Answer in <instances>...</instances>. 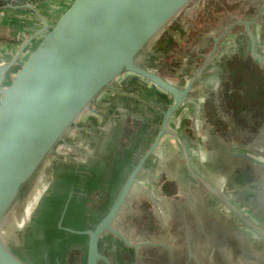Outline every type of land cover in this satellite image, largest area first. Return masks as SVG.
Here are the masks:
<instances>
[{"label":"water","instance_id":"95a60500","mask_svg":"<svg viewBox=\"0 0 264 264\" xmlns=\"http://www.w3.org/2000/svg\"><path fill=\"white\" fill-rule=\"evenodd\" d=\"M191 1L72 0L54 23H48L28 4L42 20L37 33L40 38L24 59L21 58L30 40L9 61L0 64V264H63V250L59 251L62 244L58 238L50 237L47 216L37 218L23 250L9 247L3 236L4 224L55 148L60 144L71 146L65 136L72 127L81 130L76 125L80 114L92 109L90 106L102 91L115 89L112 84L124 72L168 94L172 103L162 112L150 145L128 172L101 219L91 228L77 230L62 226V215L57 228L86 236L82 264H99L100 260L110 264L98 249L100 235L106 230L130 244L112 223L133 186L139 185V174L167 132L170 119L189 102L193 85L214 53L183 86L144 64V53L151 41ZM254 20L237 22L246 26L252 57L264 61V54L256 50L251 29ZM248 157L264 166V160ZM217 197L223 201L222 196ZM225 206L264 240V231L236 206L229 202Z\"/></svg>","mask_w":264,"mask_h":264},{"label":"rangeland","instance_id":"374dc122","mask_svg":"<svg viewBox=\"0 0 264 264\" xmlns=\"http://www.w3.org/2000/svg\"><path fill=\"white\" fill-rule=\"evenodd\" d=\"M218 1V8L222 9H217L215 16V24H219V21L222 20L223 18L225 19L226 17H229L230 12L236 11L237 6L235 7L232 5L233 2H236L234 0H217ZM195 0H192L185 8L188 9ZM232 7V8H231ZM184 8V9H185ZM234 8V9H233ZM180 11L173 20L174 22L176 19L181 17L185 10ZM240 16V15H239ZM189 20V19H188ZM169 22L165 28L167 29L168 26L172 24V22ZM204 21L201 22H194L195 27H202ZM193 23V25H194ZM207 23V22H206ZM208 23H210V19L208 20ZM238 37L241 34H243V37H240L244 43H246V47L249 46V42L247 43L246 41V33L243 32H237ZM152 42V41H151ZM151 44V43H150ZM150 44L147 47V51H149ZM259 46V45H258ZM259 49L261 47L259 46ZM30 50L24 52V56L27 55V53ZM146 51V52H147ZM263 51V50H262ZM264 54V53H263ZM126 72L122 73L119 75L115 81H114V87H117L118 90L114 89H105L98 95L96 98L95 102L90 106L92 109L87 108L85 109L80 116L76 120V125L80 126V122L83 117H87L88 120L92 121V125L89 121V128H92L94 130H98L101 132L102 136L105 137L107 133V129L111 127H104L102 124H105L107 122V116L113 115L115 120H113V123H119V119L122 117H125L126 111L122 110L121 108L117 107L118 102L117 98L113 97H120L122 93H130L132 92L133 96L138 95L136 88L132 91V89L129 88V86H124L122 85V81L124 80ZM130 76H133L130 74ZM167 77V76H166ZM172 82L176 83L179 86H183L189 78H184V79H178L176 77H169ZM140 89V88H139ZM194 91L196 93V90H193L192 93L194 94ZM108 92V93H107ZM104 93L108 94L106 95V101L102 102L104 106L100 109L98 112L94 109H96L97 106H95V103L100 100L101 96H104ZM158 96V95H157ZM164 98V97H163ZM162 97L160 99L157 98L154 99L157 103L162 102L161 101ZM204 102L203 100H201ZM172 103V97L169 96L167 100H165V104L163 105V109L167 108L170 104ZM185 106H182L179 111H177L172 117L174 119L171 121L172 123L169 122V127L167 132L165 133L166 139H169L171 141L176 142L177 144L180 145L181 150H178L177 154H174L170 160H166L165 156H163L162 152V145L166 142L162 141L160 144H158L156 150L152 153V155L146 160L145 162V168L140 172L139 174V185H134L131 192V196L129 198V202L126 204V208L124 209L123 213H121L120 218L118 217L116 219L117 223L116 226L120 227L125 235V238H128L130 242L134 243H142V242H153V243H158V244H168L167 240L160 238L163 237V234H169V226L174 225L175 223H172V218H176L177 214L176 212L179 213L181 212L180 216L185 220L184 223H187V220L190 219L188 217V211H190L192 208L195 209L196 215L200 218V221L197 222L196 224H199V227H202V229L205 230L206 234L201 233L200 236L201 239H196L195 242H192V244H189L191 247L195 248L194 251H196L199 255L201 254V258L206 256H209V259L206 261L208 264H220L223 262L225 264H264V250L261 251L260 253L257 252V245L259 246L262 244V248H264V240L258 239V237L253 233L245 229L241 224L236 223L238 222L234 215L229 211V209L225 206L227 202L230 204L236 206V208L239 209V211L249 219V216L252 217L253 212H250V210L245 207L242 204V200L240 201V197H238V191L234 190L233 188H230L231 186L228 184L227 179L225 176H222L220 174H208L203 173L201 176L196 172V169L198 168V161L193 166L192 164L188 165V155L190 156H196L197 160L198 158V151L197 149L193 146L194 141H196L195 144H201L205 140V133H204V127L202 124V121H200L198 116L196 118H190L189 115H186V123L190 128L188 127L187 129H183L181 126H179V121L181 120L180 117L178 119L177 116H181L184 114L182 112L185 110ZM188 108V107H187ZM94 113H93V112ZM101 113V114H100ZM179 114V115H177ZM161 119V118H160ZM171 120V119H170ZM193 120V121H192ZM193 122V129H191V123ZM117 124L116 126H118ZM148 124H145L144 127H142L140 130L146 133L147 131V126ZM103 129L101 130V128ZM171 127V128H170ZM100 128V130H99ZM90 129V130H92ZM174 131V134H169L170 130ZM171 130V132H172ZM111 131V129H110ZM93 132V131H92ZM157 132V128L154 131V135ZM82 134V135H81ZM168 134V136H167ZM150 137V141L148 146L150 145L153 137ZM71 136L74 137L73 140H71ZM81 136L80 140L78 138ZM86 133H81V130H78L77 128L72 127L69 129V131L66 133L65 139L70 143V145H74L76 149L78 148L81 150L83 153L85 150V153H89L93 155V152L95 151V148L93 147L92 149L87 145L86 140H88V137ZM109 136V134H108ZM70 137V138H68ZM149 136L143 135L138 142L144 143ZM77 140V141H75ZM103 140V138H101ZM169 142V141H168ZM183 147H182V146ZM147 146V147H148ZM187 146L186 150L188 149L189 153L184 151V147ZM200 146V145H199ZM146 147V148H147ZM64 144H60L55 148V152L51 153L50 156L44 161V164L41 166V168L38 170L34 180L31 182L30 187L33 188V186L38 182V180L44 175V168H49L53 163H55V157L57 155H63L65 158L71 160L69 154H74V159L78 161V155L79 152H74V150H67ZM70 152V153H69ZM261 155L264 160V144H262L261 148ZM204 157V156H203ZM262 160V159H261ZM80 162V161H78ZM205 162H202V165L205 167L206 164ZM254 170L258 172V167H254ZM177 173L173 174V173ZM173 174V175H172ZM215 176L213 180H209V176ZM47 177V175H45ZM170 177L172 179H170ZM174 177V178H173ZM47 180H50L51 176L47 177ZM46 180V181H47ZM257 180V179H256ZM173 183L171 186L170 184L166 185L167 183ZM166 183V184H165ZM165 184L167 187L165 189L168 192H162L161 191V185ZM247 184V183H246ZM254 184V183H250ZM33 185V186H32ZM254 186V185H253ZM29 187V188H30ZM28 188V187H27ZM26 188V190H28ZM31 188V189H32ZM244 191H246V187L243 188ZM256 190V189H255ZM259 190V188H258ZM249 192L252 191L251 189H248ZM27 192V191H26ZM24 192L22 194L21 199L12 209L10 214L8 215L4 228H3V236L5 241L8 243L9 247H20V250L24 249V244L28 240L29 235L27 236V224L24 223L25 217H27V220L29 221L31 219V215L27 216L26 213L25 215L23 213V209L25 207L26 199L28 194ZM210 192H213L217 196L220 195L223 198L222 201L223 205H220L215 199ZM27 194V195H26ZM242 194H244L242 192ZM212 198V199H211ZM214 198V199H213ZM136 202L139 204H142L146 207L139 208L136 212H133L130 210L132 207H135ZM239 206H238V205ZM200 206L202 208H200ZM210 207L211 209V217H204V212L203 209L204 207ZM216 207V208H214ZM200 208V209H199ZM216 209V210H215ZM128 210V211H127ZM176 210V212H175ZM179 210V212L177 211ZM142 213V214H141ZM19 214H22V216H19ZM175 214V215H174ZM223 214L227 218V224L225 221H223L225 218ZM255 216V215H254ZM253 216V217H254ZM180 217V218H181ZM252 217V218H253ZM206 219V220H205ZM148 220V221H147ZM212 220V221H211ZM230 223H229V221ZM209 222V226L207 225ZM201 223V224H200ZM255 226L258 227L260 230L264 231V224H257L256 222ZM220 224V225H219ZM152 226V228H151ZM192 226V225H191ZM223 226V227H222ZM159 229V231L155 230ZM148 231H151L150 233H146ZM223 235L225 239H223L225 244L223 245H218V242L216 243V248H217V254L219 255L217 259V262H215L212 257L211 258V253L215 251V247L213 246L214 250H210L209 244H206L211 241V239H215V235ZM230 234V235H229ZM149 235H152V239L149 240ZM190 236V234H185ZM232 236V237H231ZM206 237V238H204ZM211 237V238H210ZM230 238L228 241L227 239ZM170 239V236H169ZM153 240V241H152ZM232 240L231 244H229V241ZM218 241V239L216 240ZM212 242V241H211ZM191 243V242H190ZM225 245V246H224ZM222 246V247H221ZM224 247H226V251L224 252ZM220 249V250H218ZM193 250V249H192ZM203 260V259H202ZM204 262V261H203ZM205 262V263H206ZM210 262V263H209ZM66 263H68L66 259ZM203 264L202 262H200ZM206 263V264H207Z\"/></svg>","mask_w":264,"mask_h":264},{"label":"crops","instance_id":"0c3cea01","mask_svg":"<svg viewBox=\"0 0 264 264\" xmlns=\"http://www.w3.org/2000/svg\"><path fill=\"white\" fill-rule=\"evenodd\" d=\"M17 1L19 2L9 3L0 8V64L2 62L9 61L20 50V47L26 41L30 40V42L27 44L26 48L24 49V52L31 50L33 46L37 43V41L40 38V35L39 34L37 35V33L42 28L43 23H42L41 18L36 14V12L42 18H44L48 23H54L57 20V18L60 16V14L71 3L72 0H17ZM28 4H30L35 9L36 12L32 10L30 7H28ZM232 5L234 7L236 5L237 10L230 12L229 17L228 18L226 17L224 19L225 21L223 23L225 24L222 23L216 29H212L208 33V37L211 38L213 43H212L211 48H206L204 50L205 57L201 63L196 64V70L198 67H200L203 64V62L206 60L209 54L213 52L214 53L212 54L208 63L206 64V67L204 68L200 78L193 85L192 91L196 90V93L195 91H194V94L191 93L189 97V102L182 105L186 107L185 110L182 111L184 112V114L181 116L177 114L179 115L177 117L178 119L180 117L181 120H178L179 126H181L183 129H187L188 127L190 128V126H188L185 121L187 118L186 115H189L190 118H194V119L196 118V116H198L199 117L198 119L202 121V124L204 127V133H205L204 142H202L201 144L199 143L195 144L196 141H194L195 143H193V146L198 151L197 153H198L199 160H197L195 156L196 153L194 154V156H190L189 154L187 158L189 162L188 165L192 164L193 166H195V164L198 161L197 163L198 168L196 169V172H198V174H200L201 176H203L202 174L205 173V171L208 174L217 173L222 176H225L228 184L231 186L230 188H233L234 190L238 191V197L241 198L240 201L242 200L241 201L242 204L245 207H247L250 210V212H253L252 217L255 215L253 218L249 216V220H251L253 223L256 222L257 224L260 225L261 223L264 224V166L251 160L248 156L253 157L255 159L263 160L262 155H261V148H262V144H264V139L261 141L255 142V143L245 144V145H243V143L236 142V141L228 142L227 140L223 138L219 139L215 135L216 129L214 125L210 123L209 118H208L209 108H208L207 96L209 95V92H217L221 88L220 77L216 74L215 69L213 72L211 71V69L213 70V68L216 65H218L219 60L222 56H224L228 52L229 54H231L236 50L237 45H235L234 40L238 39L236 38L238 37L237 32L244 31L246 33L247 35L246 41L247 43L249 42L248 49L250 51V39H249L246 26L243 23H238L237 22L238 20L255 19L251 24V29L255 36V42L257 43V46L259 45L261 47L260 50H263L261 51V53L262 54L264 53V0H237L236 2H233ZM188 19L189 17L185 13H183V15L179 17L178 19H176L174 22H172V24L168 26L167 29L170 30L172 28L174 29L182 28V31L185 33V31H189V27L186 28V25H190L192 22H194L193 20L191 19L188 20ZM234 25H239L238 29L232 30L231 28ZM177 36L178 35H176V37ZM179 38L180 37H177V40H180ZM193 38L195 40V37ZM192 43H194V41L188 44V46L191 49H192V46H191ZM244 46L246 47V43H244ZM24 54L21 59H24L25 57ZM153 70H156V69H153ZM196 70L190 76L184 75L178 79L180 80L184 78H190L196 72ZM160 74H162L165 77L167 76L166 78L171 77L168 73H160ZM134 79H136L137 81H134ZM122 85L126 87L129 86V88L132 89V91L134 90V88H136V90L134 91H137L138 95L133 96L132 94L134 93L132 92L131 94L130 92V93H122L120 97H113L115 99L117 98L116 100L118 103L129 101V99L130 101L131 100L139 101L141 96H143V98H145L144 96H146L147 98L148 97L150 98V102L149 100L145 99L146 100V103L144 104L145 110H146L145 112L148 113L150 111L154 113L155 115L160 114L162 117V112L166 109V108L163 109V105L165 104V101L157 104V102L154 101V99L157 98L158 100V98L160 99V97H162V99L167 100L169 97L168 94L162 92L157 87L146 82L145 80H143L142 78L138 76H136V78H133V76H130L129 73L125 74L124 80L122 81ZM217 95L218 94H216V99L218 98ZM201 100H203L204 102H202ZM99 105H101L99 101L95 103V106L98 107ZM97 107L95 109V112L96 110L98 112L100 111V106L99 108ZM128 114L129 113H126L125 117ZM175 116L176 114H174V117ZM174 117L171 118L170 123H172L171 121L174 119ZM82 119L84 120H81L80 122V126H81L80 128L83 131L81 133H86L87 136L91 139V141H93V145L89 147L92 149L93 147L95 148L96 143L101 144L100 141L104 142L105 140H101V138L105 139V137H107L108 134H106V136L103 137L100 131L98 130L96 131L92 128H89L90 125L87 121L90 122V120H88L87 117L86 118L83 117ZM159 125L160 123L157 126V130H158ZM190 125H191V129H193L194 127L193 122ZM169 126L170 125H168V127ZM102 129L103 127L101 128V130ZM171 130L169 132L170 135L174 134V131L172 130L171 132ZM165 137L166 135L164 134L159 144L162 141L164 142L167 141L166 143L162 145L161 149L163 152V156H165L166 160L168 161L171 159V157L174 154H177L178 150H181V148L179 144L169 139H166ZM80 139L81 138L79 137L78 140ZM105 146L107 149L108 144H106ZM186 148L188 147L185 146L184 151L189 153L188 151L189 148L187 150ZM202 162H205L204 163L206 164L205 167L202 165ZM249 164L252 165L253 167H258V170H257L258 172H256L253 168H251L252 169L251 170L248 166ZM247 170H249L248 171L249 174L253 176L255 180L257 179L263 185V186L261 185L259 190H255L256 186L252 187L250 185H246L245 183H243L242 176L244 177ZM173 174L177 175V173L175 172ZM239 176H240V181L236 180V178L238 179ZM214 177L215 176L212 177L210 175L209 180H213ZM170 179L172 178L170 177ZM231 180H233V182ZM244 184L246 185V189H247L246 191L243 190ZM251 188H252V191L249 192L248 189H251ZM242 192L244 194H242ZM210 193L212 195L214 194L213 192H210ZM213 197L217 199L216 202L219 201L220 203L219 202L218 203L220 205H223L222 200H220L216 194H214ZM200 208L202 207L200 206ZM191 210L194 212L196 219L200 221V218L196 215L195 209L192 208ZM202 212H204L203 213L204 217H208V218L211 217V209L209 206L206 208L204 207ZM223 216L225 218L223 221H225L227 224V218L224 214ZM236 223L241 224L245 229H247L241 222L238 221ZM210 224L212 223L209 222L207 225L209 226ZM229 239L230 238H228V240ZM231 242L232 240L229 241L230 245H232ZM260 246H262V244ZM260 246L258 244L256 247L257 248L256 250L258 253L264 250V248ZM223 251L224 252L226 251V247H224Z\"/></svg>","mask_w":264,"mask_h":264},{"label":"flooded vegetation","instance_id":"af4514ba","mask_svg":"<svg viewBox=\"0 0 264 264\" xmlns=\"http://www.w3.org/2000/svg\"><path fill=\"white\" fill-rule=\"evenodd\" d=\"M99 103L101 104L99 106H102L103 103ZM81 132L83 131L81 130ZM73 139L74 137L71 140ZM103 140L105 141H100L101 144H95L93 155L85 153V150H83V153L78 148L76 149L73 144L65 146L67 148L65 151L74 150L73 153L75 151L79 152L77 159L80 162L74 159V154H69L71 158L69 161L63 155H57L55 163L49 168H44V175L34 186L32 185L33 188L29 184L28 188L26 187L28 190L24 191H27L28 196L22 214L25 215L29 208L26 215H31L29 221L27 217L24 219V223L27 224L28 222L26 235H32L33 225L40 215L47 216L50 237L53 239L58 238V242L62 244V249L59 251L62 253L63 250V264H67L66 259L70 264H82L85 256L86 236L58 230L57 223L60 217L63 215L62 226L65 227L77 230L93 227L104 215L117 195L118 192L116 191L128 172L145 151V149H142L143 143L131 141L128 145H120L117 149L113 148L114 151L109 155L105 145L111 141L110 136L105 137ZM86 143V146L93 145V141L89 137ZM116 144L119 145V143ZM101 150L102 154H100ZM108 150L111 151L109 148ZM45 175L47 177L51 176L50 180H47L48 178ZM131 194L132 192L129 193L127 202H129ZM126 204L122 206L116 219L120 218L121 213L126 208ZM143 206L136 202L135 207L130 210L136 212ZM177 211L179 212V210ZM22 214H19V216H22ZM175 214H177V217L175 219L172 218V223L175 224L170 225L168 228L170 235L163 234V237L160 236V238L166 239L168 244H158L149 241L134 243L126 238L130 242L128 244L119 234L106 230L100 235L98 249L108 259L110 264H201L200 262L206 264L209 256L204 255L205 257L201 258V254L199 255L194 251L195 248L189 245L195 242L196 239L200 240L202 237L200 236L201 233L202 235L206 234L205 230L199 227V224H196L199 221L196 219L194 212L192 210L188 211L190 219L187 220V223H184L185 220L180 216L181 212H176ZM116 219L113 221L112 226L125 237L122 229L116 226ZM155 230L159 231L156 228ZM187 232L190 236L185 235ZM150 238L152 239V235H149L148 239L151 240ZM222 238L225 239L223 235L216 234L215 239H211L212 242L206 243L209 244L211 251L215 249L211 253L210 258L212 260L213 257L215 262L219 259L216 243L218 242V245L225 244ZM217 239L218 241H216ZM213 246L215 247L214 249ZM59 251L56 252L58 257H60ZM99 264L107 263L104 260H100ZM223 264L225 263L223 262Z\"/></svg>","mask_w":264,"mask_h":264},{"label":"trees","instance_id":"16d2710c","mask_svg":"<svg viewBox=\"0 0 264 264\" xmlns=\"http://www.w3.org/2000/svg\"><path fill=\"white\" fill-rule=\"evenodd\" d=\"M15 2L19 1L0 0V8ZM218 4L217 0H195L188 9L185 8L184 13L189 19L194 22L204 21L203 26L195 27L196 23L192 22L190 25H186V28L189 27V31H185V33L182 28L170 30L163 28L152 40L150 50L144 53L145 66L156 69L160 73H168L171 77L190 76L196 70V64L203 61L204 50L212 46L213 42L208 37V33L225 21L223 18L218 25L215 24V13L217 9H220ZM209 19L210 23H208ZM238 27L239 25H234L231 29H238ZM176 35L180 37V40H177ZM242 35L234 40L235 45H237L236 50L231 54L228 52L222 56L218 65L213 70L211 69L212 72L215 69L216 74L220 77L221 88L217 92H209L207 101L208 118L216 129L217 138H223L228 142L236 141L245 145L264 139V61H258L252 57L248 47L244 46L243 40L240 38L243 37ZM193 41L191 49L188 44ZM256 50L262 54L257 43ZM133 78L136 76L133 75ZM134 81L137 80L134 79ZM215 93L218 94L217 99ZM144 97L141 96L139 101H130L129 99V101L118 103L117 107L129 114L120 118L119 123H113L116 117L111 115L107 122L102 124L104 127L111 125L107 129L111 140L106 149L109 155L114 151L113 148L117 149L120 145H128L131 141L137 142L143 135L149 137L143 143L142 149H146L148 146L150 137L154 135V131L160 123L161 115H155L150 111L145 112V99L150 102V98ZM161 101L164 102L165 99H161ZM103 106L104 104L100 106V109ZM90 123L95 125L92 121ZM117 124L119 125L116 126ZM145 124H148L146 133L140 130ZM100 154H102V150ZM248 166L250 169H254L252 165L249 164ZM248 171L244 177L242 176L243 183L252 187L256 186V190H258L262 185L261 182L258 180L256 182ZM236 180L240 181V176ZM231 181L233 182V180ZM166 183V185H173L171 182ZM250 183H254V186ZM165 184L161 185L162 192H168L165 189L167 187ZM245 184L243 187H246Z\"/></svg>","mask_w":264,"mask_h":264},{"label":"built area","instance_id":"2783aa9c","mask_svg":"<svg viewBox=\"0 0 264 264\" xmlns=\"http://www.w3.org/2000/svg\"><path fill=\"white\" fill-rule=\"evenodd\" d=\"M12 1H17V0H12ZM172 22V21H171ZM112 85H114V83L112 84ZM117 87H115V89L114 90H118V88L116 89ZM109 90V89H108ZM108 93V92H107ZM105 94L104 93V96L102 97L101 96V98H100V100H98L99 102H104V101H106L107 99L105 98L106 97V95H108V94ZM79 130V129H78Z\"/></svg>","mask_w":264,"mask_h":264},{"label":"bare ground","instance_id":"6f19581e","mask_svg":"<svg viewBox=\"0 0 264 264\" xmlns=\"http://www.w3.org/2000/svg\"><path fill=\"white\" fill-rule=\"evenodd\" d=\"M28 211H29V208L27 209L26 213H28Z\"/></svg>","mask_w":264,"mask_h":264}]
</instances>
